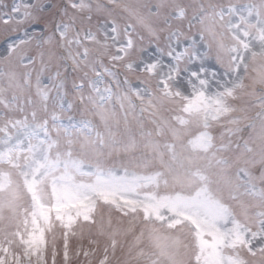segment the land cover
<instances>
[{
  "label": "snow or ice",
  "instance_id": "1",
  "mask_svg": "<svg viewBox=\"0 0 264 264\" xmlns=\"http://www.w3.org/2000/svg\"><path fill=\"white\" fill-rule=\"evenodd\" d=\"M0 25V264H264V0Z\"/></svg>",
  "mask_w": 264,
  "mask_h": 264
},
{
  "label": "rangeland",
  "instance_id": "2",
  "mask_svg": "<svg viewBox=\"0 0 264 264\" xmlns=\"http://www.w3.org/2000/svg\"><path fill=\"white\" fill-rule=\"evenodd\" d=\"M27 2H31V0H27ZM122 2H131V0H122ZM3 34H4V32H3V26L0 25V36H2ZM3 46H4V42H2L0 44V51H2ZM58 264H60V258H58Z\"/></svg>",
  "mask_w": 264,
  "mask_h": 264
}]
</instances>
